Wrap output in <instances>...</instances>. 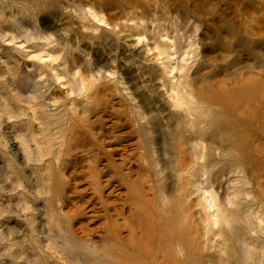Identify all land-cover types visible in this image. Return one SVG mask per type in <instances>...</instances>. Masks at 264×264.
I'll return each mask as SVG.
<instances>
[{
  "label": "rangeland",
  "instance_id": "obj_1",
  "mask_svg": "<svg viewBox=\"0 0 264 264\" xmlns=\"http://www.w3.org/2000/svg\"><path fill=\"white\" fill-rule=\"evenodd\" d=\"M0 264H264V0H0Z\"/></svg>",
  "mask_w": 264,
  "mask_h": 264
},
{
  "label": "bare ground",
  "instance_id": "obj_2",
  "mask_svg": "<svg viewBox=\"0 0 264 264\" xmlns=\"http://www.w3.org/2000/svg\"><path fill=\"white\" fill-rule=\"evenodd\" d=\"M254 88H255V86H254ZM254 88H253V90H254ZM257 88H255V90H256ZM242 92V91H241ZM243 92H245V91H243ZM249 92V94H250V91H248ZM247 93V92H246ZM252 93V92H251ZM247 97H248V94H247ZM231 101V100H230ZM239 106V105H238ZM237 109V108H236ZM233 138H235V137H233ZM238 140V139H237ZM236 141V140H235ZM242 144V143H241ZM245 152V151H244Z\"/></svg>",
  "mask_w": 264,
  "mask_h": 264
}]
</instances>
